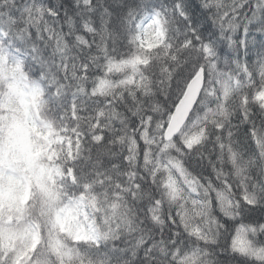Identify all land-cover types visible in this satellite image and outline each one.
<instances>
[{"label": "trees", "instance_id": "1", "mask_svg": "<svg viewBox=\"0 0 264 264\" xmlns=\"http://www.w3.org/2000/svg\"><path fill=\"white\" fill-rule=\"evenodd\" d=\"M153 12L166 36L146 51L138 25ZM0 33L9 66L38 90L43 126L69 145L41 161L55 168L52 201L31 185L25 208L0 210V264H15L19 243L5 249L3 235L30 224L40 242L25 264H264V0H0ZM200 69L201 98L166 144ZM81 197L96 204L98 244L57 235L56 210Z\"/></svg>", "mask_w": 264, "mask_h": 264}, {"label": "rangeland", "instance_id": "2", "mask_svg": "<svg viewBox=\"0 0 264 264\" xmlns=\"http://www.w3.org/2000/svg\"><path fill=\"white\" fill-rule=\"evenodd\" d=\"M0 33V45H2ZM165 40L163 20L158 14L148 16L138 27V43L146 51L158 47ZM140 60L129 63L110 65L109 71L120 73L126 69L136 70L141 65ZM0 81L8 92L0 95V107L6 115L0 121L1 132L4 134L5 145L0 148V210L5 207L25 208L31 197L34 185L44 195L45 201H52L55 182L54 169L42 165L44 157L54 159L59 153L68 151V144L54 131L43 126L38 110V90L30 89L23 78L9 66V61L1 53L0 46ZM231 90L230 81L226 86V94ZM264 102V93L258 97ZM54 138L53 140H51ZM200 137H193L189 146L198 144ZM45 150V152H43ZM52 161V160H51ZM180 173L185 182L194 190L193 182L186 180L180 167L172 169ZM179 186V184H178ZM172 194L176 189L168 185ZM96 205L85 198L71 200L55 212V228L58 236L66 235L74 242L98 244L102 239L93 222ZM23 234L11 233L3 235L6 241L5 249H12L15 238L18 237L17 260L15 264H25L29 253H33L39 243L38 229L29 226ZM57 254H62L64 245L58 239L53 246Z\"/></svg>", "mask_w": 264, "mask_h": 264}, {"label": "water", "instance_id": "3", "mask_svg": "<svg viewBox=\"0 0 264 264\" xmlns=\"http://www.w3.org/2000/svg\"><path fill=\"white\" fill-rule=\"evenodd\" d=\"M204 85L205 72L201 69L188 85L181 101L177 105L171 119L169 120L170 122L167 132L164 136L165 142H170L178 136L190 120V117L198 104L199 98L202 95Z\"/></svg>", "mask_w": 264, "mask_h": 264}, {"label": "bare ground", "instance_id": "4", "mask_svg": "<svg viewBox=\"0 0 264 264\" xmlns=\"http://www.w3.org/2000/svg\"><path fill=\"white\" fill-rule=\"evenodd\" d=\"M140 25V24H139ZM139 44V43H138Z\"/></svg>", "mask_w": 264, "mask_h": 264}]
</instances>
